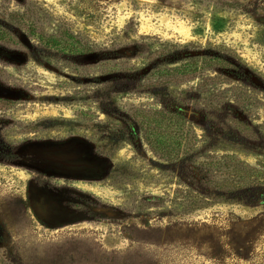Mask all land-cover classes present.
Segmentation results:
<instances>
[{
    "label": "rangeland",
    "instance_id": "obj_1",
    "mask_svg": "<svg viewBox=\"0 0 264 264\" xmlns=\"http://www.w3.org/2000/svg\"><path fill=\"white\" fill-rule=\"evenodd\" d=\"M0 31V264H264V0H0Z\"/></svg>",
    "mask_w": 264,
    "mask_h": 264
},
{
    "label": "trees",
    "instance_id": "obj_2",
    "mask_svg": "<svg viewBox=\"0 0 264 264\" xmlns=\"http://www.w3.org/2000/svg\"><path fill=\"white\" fill-rule=\"evenodd\" d=\"M72 39H73V37H72ZM0 41H11V37L8 34L0 31ZM44 41L49 46L56 47V46L60 45V40L55 39V37H49V39H45ZM147 138H150V136L147 135ZM148 142L151 146H154V142L152 141V139H149ZM160 144H161V141H157V146L159 148H160Z\"/></svg>",
    "mask_w": 264,
    "mask_h": 264
}]
</instances>
